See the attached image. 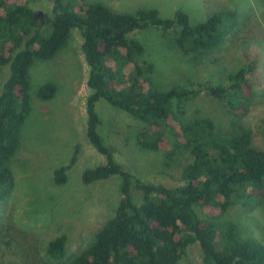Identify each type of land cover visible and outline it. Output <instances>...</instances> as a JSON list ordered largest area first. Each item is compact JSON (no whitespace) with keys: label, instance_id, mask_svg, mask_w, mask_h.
<instances>
[{"label":"trees","instance_id":"trees-1","mask_svg":"<svg viewBox=\"0 0 264 264\" xmlns=\"http://www.w3.org/2000/svg\"><path fill=\"white\" fill-rule=\"evenodd\" d=\"M35 1L0 0V67L9 68L0 91V200L13 186L10 164L31 110L29 68L34 60L54 58L77 29L89 68L86 138L106 159L85 169L81 181L88 185L117 175L121 197L114 214L67 264H178L182 258L193 264L189 259L193 244L200 247L202 264H264L261 240L242 238L232 222L218 220L236 205L251 208L264 203V149L252 144V129L243 122L256 93L248 78L254 62L237 65L226 83L161 90L151 79L153 65L132 35L148 27L162 34L173 32L179 51L198 58L234 33L236 11L221 8L191 24L180 9L164 18L154 8L130 14L85 0H52L51 15L38 16L31 7ZM258 45L264 51V44ZM56 90V84L47 81L38 88L37 97L50 99ZM200 90L223 104L230 117L226 130L216 127L215 131L211 118L185 108ZM99 100L146 124L135 133L140 148L162 150L172 137L188 149L191 160L181 169L180 185L144 182L115 161L97 131ZM77 152L78 145L70 163L54 169L55 184L66 181ZM134 192L141 202L134 200ZM65 250L64 234L46 246L54 260L62 259Z\"/></svg>","mask_w":264,"mask_h":264},{"label":"rangeland","instance_id":"rangeland-1","mask_svg":"<svg viewBox=\"0 0 264 264\" xmlns=\"http://www.w3.org/2000/svg\"><path fill=\"white\" fill-rule=\"evenodd\" d=\"M99 2L134 14L138 9H157L161 17L185 11L191 24L204 21L221 8L236 11L235 31L216 49L198 58L184 56L174 44L173 32L162 34L155 27L134 30L142 56L153 65L151 79L161 90L173 86L199 88L226 83L227 74L240 64L254 62L248 74L256 93L243 122L252 129V144L264 149V0H85ZM52 0H36L31 7L38 16L51 15ZM82 38L71 31L64 47L54 58L34 60L29 68L30 113L20 131L19 147L10 164L13 186L0 200V264H67L71 257L88 244L103 223L114 214L121 197L119 177L111 176L85 185L82 172L105 162L86 138V97L88 65L81 52ZM140 54V55H141ZM0 67V91L8 74ZM56 84L55 95L47 100L37 97L45 82ZM100 117L97 127L113 157L142 181L180 185L182 167L190 162L187 148L168 138L158 151L140 148L135 133L145 123L104 100L96 103ZM189 113L198 112L211 118L219 130L229 126V114L216 98L204 90L185 104ZM78 145L75 162L66 171L67 179L55 184V168L70 163ZM134 200L141 202L139 193ZM232 222L242 238L252 237L264 244V203L254 207L236 205L218 219ZM66 236V255L54 260L47 255L50 239ZM193 264H202L198 244L189 249ZM178 264H187L182 258Z\"/></svg>","mask_w":264,"mask_h":264}]
</instances>
